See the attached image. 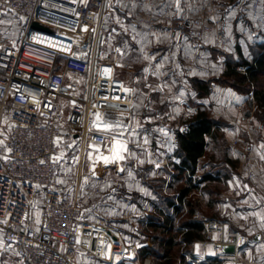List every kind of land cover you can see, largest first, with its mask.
<instances>
[{
  "label": "built area",
  "instance_id": "obj_1",
  "mask_svg": "<svg viewBox=\"0 0 264 264\" xmlns=\"http://www.w3.org/2000/svg\"><path fill=\"white\" fill-rule=\"evenodd\" d=\"M111 1L0 0V236L5 254L29 264H81L72 254L75 250L104 264H114L117 255L137 256L135 244L122 248L120 234L107 223L110 217L83 218L87 211L100 213L86 208L84 201L103 191L100 183L89 184L85 179L87 149L108 145L109 133L100 128L108 124L104 114L117 108L129 110L137 100L134 85L117 70L129 66L123 60L133 46L128 42L118 45L112 63L99 59V45L120 34L108 18ZM122 3L132 17L122 33L131 42H146L140 52L148 61L147 73L156 80V91L164 96L175 94L176 85L207 71L204 54L208 37L221 48L233 44L230 53L234 58L241 54L247 58L241 47L263 41L264 0ZM6 20L11 26L5 31ZM17 22H21V30L15 41L11 36ZM33 22L51 32L33 29ZM165 39L168 45H163ZM182 42L186 47H180ZM234 68L246 73L241 63ZM211 89L220 95L225 109L244 110L255 101L254 91L247 96H227ZM203 105V98L186 99L181 117H194ZM142 108L155 119V127L146 131V137L161 144L171 141L166 122L175 116L162 114L150 101ZM245 118L231 124L239 126ZM123 126L130 127L131 121ZM132 130L142 133L143 127L137 123ZM74 154L75 163L65 170L63 164ZM150 155L153 160L158 156L152 143ZM163 164L172 174L179 160L170 153ZM66 179L71 180L72 190ZM99 179H105L104 171ZM120 201L114 196L108 199L111 206ZM35 202L40 204L38 217L32 213ZM233 241L238 252L249 244V237L239 234ZM188 260L191 264L205 262L198 257Z\"/></svg>",
  "mask_w": 264,
  "mask_h": 264
},
{
  "label": "crops",
  "instance_id": "obj_2",
  "mask_svg": "<svg viewBox=\"0 0 264 264\" xmlns=\"http://www.w3.org/2000/svg\"><path fill=\"white\" fill-rule=\"evenodd\" d=\"M107 14L111 24L113 26L116 25L120 34L117 36L114 34L112 35L109 43L113 45V51L109 53L107 51L106 53L102 51L101 58L107 61L108 56L110 58V56L112 57L114 54L115 60V57L118 55L115 53L116 47L126 42L134 48L126 58L130 57L134 51L141 54L140 51L144 48L146 42L142 40L131 42L129 38L122 33L127 23L132 20V17H130L125 10L122 0L111 1L107 5ZM228 35L233 37L232 32H229ZM168 39H166V41ZM181 46L186 47L184 42L181 43L180 47ZM205 48L208 49L206 46ZM109 62L114 61L111 60ZM128 65L132 68L131 64ZM140 75H146V69L134 72V74L131 75L133 77L132 79L129 78V76H119L135 87L134 82L136 81V77H140ZM226 91L233 92V89L226 88ZM175 92L176 93L173 95L165 96L166 98L164 97V99H167L169 106L173 105L178 108L186 99L192 100L196 90L191 83V79H187V82L176 85ZM104 119H107L108 123L116 124V126L114 129L108 125L100 126L101 129L105 128L109 133L108 145L106 148L91 145L87 149L85 179L89 184L100 183L103 189L100 195H94L88 199V201L90 200V205L87 207L99 210L100 214H103L102 210H105L106 213L109 212L113 214L110 224L114 226L120 236L122 234L124 239H126V248L129 244H135L138 250L142 245L140 239L143 238V235L140 233L135 235L137 232L134 231V229L138 227V222L143 220L145 216H148L150 213L149 202L147 200H158V197L155 196L154 193V187L157 185L159 179H166L164 190H167V184L171 178V168L163 164V162L168 154H174L176 148L175 130L180 127L181 124L179 125V123H176L174 127L168 126V132L171 136V141L169 142L171 143V151L169 150L170 148L166 150L162 148L158 149L159 146L156 144L158 156L156 160H153L150 155L151 140L147 138L145 134L151 125L150 123L153 122H146L147 125L145 123V118H140L139 120H141L140 124L143 127V132L138 133L133 131L132 127L139 123V120L137 122L135 118V121H131V127H128V129L123 126V117L118 110L116 112L111 111L104 114ZM147 119L155 121V119L150 117ZM166 123L170 124V122ZM122 127L125 129H122ZM229 127L234 128L232 126ZM181 128L184 129V126L182 125ZM112 130H116V132L114 133ZM152 144H154V142ZM153 146L155 147V145ZM262 150L264 152V148ZM251 151L253 152L250 145L248 150L240 146L238 148L236 147L233 152L229 154L230 156L228 155V157L233 160L234 167L226 168L225 170L221 169L220 182L210 183L217 184L218 189V192L211 197L209 192H204L202 190V188L206 186L204 182L199 183L198 189L193 188L190 191L189 196L199 200L202 211L208 215V220L205 225L206 239L197 241L193 245L195 256L204 258V264H222L223 262H229V264H264V167L262 164L261 166H257L255 163L251 162V160H248ZM119 156H123V159H119ZM263 156L264 155L258 154L260 160ZM201 160L202 159H200V161ZM75 161L76 154H74L68 162L63 164V168L65 170L72 168ZM200 161L193 176L196 184L201 175L209 169V164L207 162L202 163ZM102 171H106L112 175V180L110 182L111 187L108 191H106V186L108 185L107 180L99 179V174ZM119 178L121 181L127 182V185L122 187L114 182ZM65 182L72 190L71 180L66 179ZM110 196H114L121 201L116 203L115 206H111L108 202ZM213 197L216 199L213 203H210ZM141 212L143 216L139 217L138 214ZM126 214L128 215L127 218L125 217ZM132 220L136 221V225L134 224L135 226L131 225ZM123 226H125V228ZM126 227L130 228V230H127ZM239 234L248 236L249 244L236 252V245L233 238ZM130 238H132V240H130ZM226 244H234L235 252H225L222 246ZM2 249L1 243V264H23L22 262H24V264H29L23 258L5 254ZM72 254L81 264L88 262L90 259L78 250H75ZM147 258L151 264H155L151 257H146L144 260ZM90 260L96 262L95 259L91 258ZM123 260L128 264H134L136 261L139 264H144V260L142 262L138 261L137 256L135 259L122 257L114 264ZM97 262L99 263V261Z\"/></svg>",
  "mask_w": 264,
  "mask_h": 264
},
{
  "label": "trees",
  "instance_id": "obj_3",
  "mask_svg": "<svg viewBox=\"0 0 264 264\" xmlns=\"http://www.w3.org/2000/svg\"><path fill=\"white\" fill-rule=\"evenodd\" d=\"M228 57V68L221 75L212 79H191L197 94L208 95L213 82L232 88L244 96L254 91L255 101L264 112V42L252 46L250 57L245 58L241 54L238 62L246 67V73L235 70L231 56ZM227 124L212 117L210 111L203 108L176 128L174 155L179 164L173 167L174 172L166 191V179L158 180L154 187L158 200H147L150 213L138 222L137 228L134 227L137 232L135 235H143L140 239L142 245L137 250L138 261L142 262L146 257H151L155 264H191L188 257L196 258L193 245L206 239L205 225L208 215L202 211L199 200L189 196L190 191L193 188L198 189L199 183L204 182L206 186L202 190L209 192L211 197L218 189L217 184L210 183L220 182L221 169L233 168L234 162L225 149L223 159L210 161L209 169L201 175L197 184L193 176L207 146L222 143V129ZM182 125L184 129L181 128ZM215 199L211 198L210 203ZM116 264L128 263L123 260Z\"/></svg>",
  "mask_w": 264,
  "mask_h": 264
},
{
  "label": "rangeland",
  "instance_id": "obj_4",
  "mask_svg": "<svg viewBox=\"0 0 264 264\" xmlns=\"http://www.w3.org/2000/svg\"><path fill=\"white\" fill-rule=\"evenodd\" d=\"M3 24H4L3 29L5 31L9 28V26H11L9 23V20L4 21ZM86 29L88 31H90V28L87 27ZM20 30H21V22H17V24L14 25V27L12 28V31H14V33L11 36L15 41L20 36ZM262 40H263L262 42H264V35L262 37ZM168 43H169L168 40L166 41V39H165L163 45H166V44L168 45ZM214 43L215 42L213 41V38L208 37L206 39L205 46L208 49L204 54V56H206V60L204 61V65H205L207 71L204 74H201V75L196 76V77H199V78L208 77V79H212L214 77L221 75L228 68V64H229V57L228 56H231L232 61H233L232 64L234 66L236 64H239V62H238L239 57L234 58L233 54L230 53V52H232L231 48L233 47V44H230V46L227 48H221L218 45H215L216 43L215 44ZM254 44H259V43L258 42L250 43L249 42V43H247V45L241 47V49H242V51H244V54L246 57L251 56V49H252V46ZM102 51L105 53H106V51L108 53L110 51L112 52L113 51V45H110V43H108V42L107 43H101L99 45V58H100L101 62H109L111 60L114 61V54L112 57L110 56V58L108 56L107 61H104V58H101V52ZM138 53L139 52L134 51L130 55V57L123 60V62L131 64L132 68L130 66L117 68L120 76H129V78H131V79L133 78L131 75H133L134 72H138L140 70L146 69V75H143V76L140 75V77H136V81L134 82L136 95H137V100L134 103V105L129 110H125V111H123L122 108H117L118 110H120L119 112H121V115L123 117V122L125 123V121H129V120L133 122V121H135V118L137 119V122H138V120L140 118H142V119L145 118V123L146 122H153V123H150L151 125L149 127V129L153 130V127H155V121H153V120L151 121V119H149L150 120L149 121L147 118L150 117V118L154 119V117L145 115V113H144L145 109L142 108L143 106H145V103H148V101H150V102H153V105L156 108H159V110H160V112H162V114L165 115L166 113H172L175 116V119L170 121V124L167 123L166 126L174 127V124H176V123H179V125H180L183 121L187 120V119H184L181 117V113H180L181 112V106L178 108H176V106H173V105L169 106L167 99H164L165 96L161 95L160 93H158L156 91V85H155L156 80L153 76H151L149 73H147L148 61L141 54H138ZM239 73H241V72H239ZM129 74H131V75H129ZM193 78L194 77L188 78V80L193 79ZM130 81H132V80H130ZM186 82H187V80H186ZM211 88H213V90L223 91L224 94L227 96H230L231 94H235L238 96H244V95H240V94L236 93L234 90H233V92H227L226 88H229V87L221 86L220 84H218L216 82L212 83ZM247 95L248 94H246V96ZM198 98H203L205 100V104H206V105H203L200 109H203V108L208 109L210 111V114L212 117L228 123L222 129V132H223L222 143H218L215 145H213V143H212V144L208 145L206 150H205V154L202 156V158H201L202 160L200 162H202V163L207 162L209 164L210 161H220L223 159L222 156H223L225 149L227 151V155H229L233 152V150L236 147L238 148V147L242 146L243 149L248 150V147L250 145L251 150H253V152L252 151L250 152L251 155L248 156V160H251V162L255 163L257 166H261V164H262V166L264 167V156L261 160L258 157V154L264 155V152L262 150L264 148V144H263L264 143V112H262L263 108H259L257 102L254 101L251 104L246 105L244 110L237 109V108L225 109L221 105L222 100L220 98V95L217 92L213 93L212 89H211L210 93L206 96H199L197 94V91H196L195 95L193 94V99L191 101L194 102V99H198ZM129 115H130V118H128ZM243 116H245L246 118L243 119V122L241 125L234 126L231 124L232 121H235L238 118H242ZM125 117H127L128 119ZM163 121H164V119H163ZM140 123H141V120H139L138 124L141 125ZM107 125L113 129L116 126V124L110 123V122ZM229 126H232L234 128H230ZM122 129H125V128L122 127ZM112 131H114V130H112ZM115 132H116V130L114 131V133ZM155 139L156 138H153L150 142V143L154 142V144H152L153 148H156L157 146H159L158 149L162 148V149L166 150L167 148H170L169 150L171 151V143H169L170 141L167 142V144H161V142H158V141H156L157 139L156 140ZM241 140H242V142H241ZM156 144H157V146H156ZM153 145H155V147ZM260 161H261V163H260ZM104 180H107V182H108V185L106 186V188H107L106 191H108L111 187L110 182L112 180V175L105 171V179ZM114 182L118 183V185H120L122 187L127 185V182L121 181L120 178L115 180ZM84 205L86 208H88L87 206L90 205V200L84 201ZM39 206H40L39 202H35L33 204L32 213L34 216L38 217V215L40 214V207ZM102 212H103V214H100V213L97 214L94 212H90V211L88 212L87 211L83 214V218L96 221L97 219L102 217L101 215H104L106 217H110L109 220L107 221V223L110 224V222H111L110 220L113 218V214H110L109 212L106 213L105 210H102ZM134 224L136 225V223H134ZM134 224L132 223L131 225H134ZM112 227H114V226H112ZM123 227L125 228V226H123ZM126 229L130 230V228H128V227H126ZM121 238L123 241L122 242V248L126 249V239H124L122 234H121ZM1 239L2 238L0 236V244L2 243ZM130 240H132V238H130ZM120 258H122V256L117 255L115 262H117V260H119ZM86 259H85V261H86ZM90 259L88 260V262H92L93 264H104L103 262H101L100 260H97L95 258H92V259H95L96 262L94 260H90ZM97 261H99V263ZM136 262H134V264H136ZM22 263L24 264V262H22ZM137 264H139V263L137 262ZM144 264H151L150 261H148V258L146 260H144Z\"/></svg>",
  "mask_w": 264,
  "mask_h": 264
},
{
  "label": "water",
  "instance_id": "obj_5",
  "mask_svg": "<svg viewBox=\"0 0 264 264\" xmlns=\"http://www.w3.org/2000/svg\"><path fill=\"white\" fill-rule=\"evenodd\" d=\"M32 28L42 30V31H46V32H51V30L48 27L43 26L38 22H33ZM222 247L225 250V252H227V253H234L235 252V245L234 244H226V245H223Z\"/></svg>",
  "mask_w": 264,
  "mask_h": 264
},
{
  "label": "snow or ice",
  "instance_id": "obj_6",
  "mask_svg": "<svg viewBox=\"0 0 264 264\" xmlns=\"http://www.w3.org/2000/svg\"><path fill=\"white\" fill-rule=\"evenodd\" d=\"M125 150H126V149H125ZM118 158H119V159H123V156H119ZM106 162H107V160H106Z\"/></svg>",
  "mask_w": 264,
  "mask_h": 264
}]
</instances>
